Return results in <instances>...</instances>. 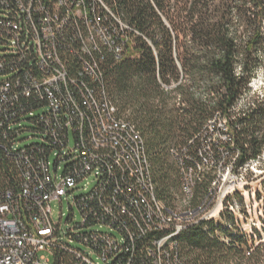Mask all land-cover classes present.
Wrapping results in <instances>:
<instances>
[{
	"label": "trees",
	"instance_id": "1",
	"mask_svg": "<svg viewBox=\"0 0 264 264\" xmlns=\"http://www.w3.org/2000/svg\"><path fill=\"white\" fill-rule=\"evenodd\" d=\"M14 6L15 0L6 1ZM97 22L108 27L127 26V42L119 37L115 48L99 44L90 55L80 51L85 27L71 22L57 37V50L66 66L68 90L78 97L76 83L105 93L116 116L131 123L144 140L155 183V196L168 208L181 197L182 168L193 169L207 156L218 161L220 152L206 150L205 125L219 114L227 120L230 143L226 155L234 169L256 160L264 150V85L238 111L236 101L264 66V0H94ZM5 7L0 3V8ZM80 33V34H79ZM95 61L97 78L88 77L83 66ZM0 73L13 75L8 100L0 102V144L9 121L31 109L46 106L48 98L24 78V72L40 75L27 58H8ZM213 156V157H212ZM208 165V164H206ZM209 166V165H208ZM195 180V207L209 193L213 173L207 168ZM16 167L0 150L1 179L10 180ZM264 179V178H263ZM264 191V180L262 182ZM237 197L239 195L235 193ZM260 198L264 195L257 193ZM264 209V205H263ZM225 214V213H224ZM226 227L201 219L188 224L176 237L178 264H264V242L253 245L231 229L233 213L226 212ZM126 223L137 231L129 220ZM161 231L136 233L115 264H151L146 247ZM58 261L68 252L58 251Z\"/></svg>",
	"mask_w": 264,
	"mask_h": 264
},
{
	"label": "built area",
	"instance_id": "2",
	"mask_svg": "<svg viewBox=\"0 0 264 264\" xmlns=\"http://www.w3.org/2000/svg\"><path fill=\"white\" fill-rule=\"evenodd\" d=\"M6 1L0 0L5 5L0 8V42L8 49L0 55V69L8 58H27L40 75L24 72V78L48 101L45 107L16 116L3 132L9 138L0 150L16 171L3 181L0 172V264H115L136 233L153 231L163 234L145 249L151 264H178V234L188 224L212 220V212L224 200L208 215L214 177L200 204L189 205L195 180L209 163L206 159L197 163L198 173L182 168L181 197L176 207L168 208L155 196L139 131L116 116L105 93L96 94L85 83L72 80L79 94L74 97L68 90L66 66L58 56V34L71 22L85 27L79 48L84 55L97 51L99 44L120 52L116 41L119 37L128 41L127 26L121 21L114 28L97 22L94 0H15L14 6ZM83 71L92 78L99 74L95 61L85 62ZM13 79L0 73V102L8 98ZM26 131L34 134L23 138ZM32 137L36 140L21 145ZM79 188L82 192L73 196L68 226L63 229L53 220L52 200L62 203ZM228 210L235 212L232 205ZM60 216L62 220L64 215ZM58 251L71 257L58 261Z\"/></svg>",
	"mask_w": 264,
	"mask_h": 264
},
{
	"label": "rangeland",
	"instance_id": "3",
	"mask_svg": "<svg viewBox=\"0 0 264 264\" xmlns=\"http://www.w3.org/2000/svg\"><path fill=\"white\" fill-rule=\"evenodd\" d=\"M5 49H8V47L0 42V55L6 52ZM255 73V77L247 86L250 92H243L242 96L235 103V110L238 111L241 109L242 106L249 101L251 96L260 94L263 89L264 66L258 67ZM32 134L34 133L26 131L22 134V137L28 138ZM201 135L209 138L205 142L208 152H215L216 147L220 152L218 161L207 156L206 161L209 163V166L204 164L206 167L208 166L207 170L212 172L213 176L216 178L215 185H212V197L208 208V215L209 213L211 214L212 208L214 206L216 207L217 202H220V199H224L217 210L215 209V212H212V221L226 227L225 223H227L230 218L226 212H230L228 208L232 205L235 210V212H233V223L231 224L233 234L239 232L244 238L250 239L254 246L264 242V201L263 196L260 198L257 196V193L264 195L262 185L264 180V150L259 158L254 160V163L251 162L243 168L236 170L232 165L233 158L226 155L229 151L227 150L226 144L229 143V145L232 146V143L229 141L231 134H229L227 130V120L221 118L219 114H216L211 121L205 125ZM32 140H36V138L32 137L26 139L21 145H27L31 143ZM213 143L216 144L215 149L212 148ZM235 178L239 179V181L234 182L233 179ZM81 192V188L72 191L68 198L64 197L62 199V203L56 199L52 200L53 220L56 223H61L63 229L68 226L67 218L71 213L70 204L73 202V196H77ZM235 193H237L239 197L234 195ZM60 213L64 215L62 220ZM74 213L76 215L75 220L78 221L79 215L75 207Z\"/></svg>",
	"mask_w": 264,
	"mask_h": 264
}]
</instances>
